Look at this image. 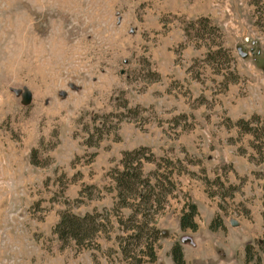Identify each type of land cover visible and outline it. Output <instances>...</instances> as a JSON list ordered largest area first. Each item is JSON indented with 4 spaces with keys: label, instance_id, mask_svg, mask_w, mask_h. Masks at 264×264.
<instances>
[{
    "label": "rangeland",
    "instance_id": "1",
    "mask_svg": "<svg viewBox=\"0 0 264 264\" xmlns=\"http://www.w3.org/2000/svg\"><path fill=\"white\" fill-rule=\"evenodd\" d=\"M253 117L264 127V0H0V264H173V244L243 264L264 243V150L236 127ZM138 149L171 189L135 218L159 232L154 263L122 241L138 207L115 206L111 179ZM191 204L196 233L179 228ZM63 212L100 231L62 243Z\"/></svg>",
    "mask_w": 264,
    "mask_h": 264
},
{
    "label": "trees",
    "instance_id": "2",
    "mask_svg": "<svg viewBox=\"0 0 264 264\" xmlns=\"http://www.w3.org/2000/svg\"><path fill=\"white\" fill-rule=\"evenodd\" d=\"M253 121H257L256 126L251 125L249 121L240 120L237 122L236 127L242 134L251 135L253 142L251 147L254 150L263 152L264 147L257 146L256 142L261 140L260 136H264V127L260 126L259 117H253ZM146 149H138L123 154L121 159V169L114 170L111 175L112 182L114 183V191L116 192V204L119 208H133L138 207L137 210L131 211L128 218L130 226L126 227V233L129 235L122 241L130 239L134 248L130 251V254L138 250L140 254H146L149 257V262L154 263L156 256L153 251V245L158 241L159 232L148 224H138L135 218L138 217L139 207L148 208L149 211L157 212L165 202L167 194L171 189L161 192L160 176L151 177L145 176L142 172L143 161ZM145 161H154L153 158L145 157ZM169 185L171 182L169 178H166ZM144 211V210H141ZM197 217V209L194 204L187 205L179 218V228L181 231H189L195 233L198 226L195 222ZM261 218L264 231V203L262 204ZM131 220V221H129ZM118 222L122 225L123 222L119 219ZM101 222L99 216L86 214L84 216H76L69 212H63L60 215V219L54 228V234L57 235L59 241L66 243L72 241L80 246L84 242H90L93 237L100 231ZM211 232L218 230H225V227L220 222L219 218L213 220L209 225ZM264 235V232H263ZM147 238L145 239V237ZM145 239V240H144ZM125 243V242H124ZM123 253H125L126 245L119 244ZM264 253V243L258 244V247L254 249L251 245H246L244 249L245 264H260L261 259L257 251ZM147 251V253H146ZM170 256L174 264H184L182 249L179 244H173L170 249ZM135 256H131L129 259L132 261ZM141 262V261H140Z\"/></svg>",
    "mask_w": 264,
    "mask_h": 264
},
{
    "label": "crops",
    "instance_id": "3",
    "mask_svg": "<svg viewBox=\"0 0 264 264\" xmlns=\"http://www.w3.org/2000/svg\"><path fill=\"white\" fill-rule=\"evenodd\" d=\"M197 251H198L197 260L188 261V260H185V251L183 250V258H184L185 264H195V263L196 264H209L206 260H203L202 256H201V254L204 253L205 251L201 250L200 248L197 249ZM242 263L245 264V258L244 257L242 258ZM218 264H230V262H225L223 260H220ZM250 264H253V263H250ZM261 264H264V255L262 256Z\"/></svg>",
    "mask_w": 264,
    "mask_h": 264
},
{
    "label": "water",
    "instance_id": "4",
    "mask_svg": "<svg viewBox=\"0 0 264 264\" xmlns=\"http://www.w3.org/2000/svg\"><path fill=\"white\" fill-rule=\"evenodd\" d=\"M29 99H30V96H29L28 94L24 96V101H25V102H28Z\"/></svg>",
    "mask_w": 264,
    "mask_h": 264
}]
</instances>
